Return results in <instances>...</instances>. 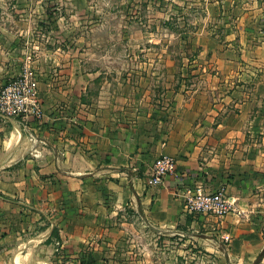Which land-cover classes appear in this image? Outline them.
<instances>
[{"label":"crops","instance_id":"1","mask_svg":"<svg viewBox=\"0 0 264 264\" xmlns=\"http://www.w3.org/2000/svg\"><path fill=\"white\" fill-rule=\"evenodd\" d=\"M199 3L196 58L210 65L184 74L199 88L166 87L163 106L88 101V74L45 69L40 118L0 114V264H264V0ZM13 72L0 66V88ZM161 156L175 169L147 187ZM198 186L232 211L185 214Z\"/></svg>","mask_w":264,"mask_h":264},{"label":"rangeland","instance_id":"2","mask_svg":"<svg viewBox=\"0 0 264 264\" xmlns=\"http://www.w3.org/2000/svg\"><path fill=\"white\" fill-rule=\"evenodd\" d=\"M205 18L199 0H0V29L12 38V59L0 66L18 70L13 79L29 71L33 81L45 69L74 68L88 74V101L119 92L163 106L166 87L199 88L202 80L184 74L210 65L196 58Z\"/></svg>","mask_w":264,"mask_h":264},{"label":"built area","instance_id":"3","mask_svg":"<svg viewBox=\"0 0 264 264\" xmlns=\"http://www.w3.org/2000/svg\"><path fill=\"white\" fill-rule=\"evenodd\" d=\"M31 72L26 71L13 79L7 86L0 89V114L8 117L32 116L40 118L41 107L36 95ZM175 169V161L168 156H161L151 166L147 187H156L163 182L168 174ZM185 214H202L222 220L232 211L231 203L224 190L211 193L204 191L201 186L194 190H187L183 198Z\"/></svg>","mask_w":264,"mask_h":264}]
</instances>
